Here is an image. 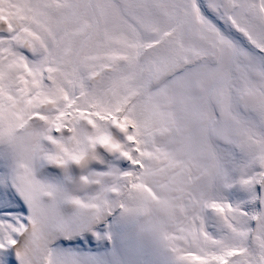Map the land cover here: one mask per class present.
<instances>
[{"label":"snow or ice","instance_id":"6c2138e0","mask_svg":"<svg viewBox=\"0 0 264 264\" xmlns=\"http://www.w3.org/2000/svg\"><path fill=\"white\" fill-rule=\"evenodd\" d=\"M0 264H264V0H0Z\"/></svg>","mask_w":264,"mask_h":264}]
</instances>
